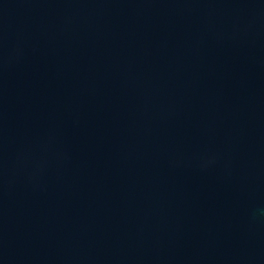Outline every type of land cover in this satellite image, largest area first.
Masks as SVG:
<instances>
[{
    "label": "water",
    "instance_id": "water-1",
    "mask_svg": "<svg viewBox=\"0 0 264 264\" xmlns=\"http://www.w3.org/2000/svg\"><path fill=\"white\" fill-rule=\"evenodd\" d=\"M0 264H264V0H0Z\"/></svg>",
    "mask_w": 264,
    "mask_h": 264
}]
</instances>
